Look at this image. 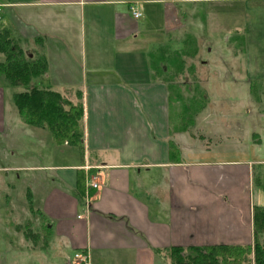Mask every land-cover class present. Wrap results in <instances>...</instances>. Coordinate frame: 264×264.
<instances>
[{
    "label": "crops",
    "instance_id": "0c3cea01",
    "mask_svg": "<svg viewBox=\"0 0 264 264\" xmlns=\"http://www.w3.org/2000/svg\"><path fill=\"white\" fill-rule=\"evenodd\" d=\"M216 1L246 0L0 1L7 11L0 19L1 42L6 37L11 46L28 48L26 56L44 58L46 71L37 79L82 102L80 151L37 163L19 143L51 138L14 107L7 109L11 86L0 71V141L16 131L12 148L0 151V184L9 174L33 177L26 179L27 200L18 204L17 232L9 226L0 234V264H19V255L52 239L66 264H168L157 250L253 243V207L262 205L252 200L250 161L205 159L207 149L192 147L187 159L180 146L204 136L185 138L184 127H169V86L148 60L167 58L171 34H179V50L189 48L181 53L199 55L206 37L189 28L206 22L220 28L228 13L233 16L230 10L197 11ZM133 4L141 7L140 19L129 12ZM2 49L0 62L7 53ZM46 170L56 177L40 174ZM29 239L32 249L24 243ZM78 253L86 262L75 258Z\"/></svg>",
    "mask_w": 264,
    "mask_h": 264
},
{
    "label": "rangeland",
    "instance_id": "374dc122",
    "mask_svg": "<svg viewBox=\"0 0 264 264\" xmlns=\"http://www.w3.org/2000/svg\"><path fill=\"white\" fill-rule=\"evenodd\" d=\"M212 9L228 12L230 10L233 16L229 17L228 13L225 25L220 28H212L207 22L201 25L197 23L196 27H192L194 29L189 28L190 34L206 37L201 40L199 55L187 54L179 57L181 50L186 52L189 48L186 45L179 50V34H171L165 41L167 58H159L158 55L153 57L154 66L159 69L156 75L163 78L170 90L169 127L172 131L184 127L185 138L204 136L201 140L197 138L180 146L187 159L190 149L203 148L210 152V156L205 159L250 161L252 200L254 205H262L264 212V0L225 3L216 1L208 3L205 8L197 7V11ZM4 14H7V11L0 9V19ZM234 17L237 18L235 23ZM151 40L152 37L149 41ZM28 50L25 48V51ZM25 51L15 44L14 54L20 60L37 63L41 59L26 56ZM42 60L45 72L47 64L44 58ZM161 61H164L163 65ZM55 81L61 80L54 78L52 82ZM10 86L5 93V104L7 109L14 107L16 111L13 106V92H22L34 86L49 90L46 82L37 77L30 78L26 85L18 82L10 83ZM61 96L71 104H82L80 95L64 91ZM78 114L80 115L79 111H74V115ZM20 118L23 119L21 116ZM81 120L82 115L77 122L80 127ZM46 132L51 138L49 131ZM7 134L10 136L5 135L0 141V151L2 149L8 153L14 141L12 135L16 134V131ZM22 140L19 144L29 149L26 150L29 151L28 154L35 153V157L41 160L37 162L40 164L53 163L54 154L60 152L80 151V147L74 144L51 145V139H44L38 144L32 137H23ZM32 162H35L33 156ZM40 174L48 179L56 177V173L51 170L42 171ZM31 178L23 175L18 178L16 174H9L6 182L3 180L0 184V203L4 202V205L0 206V234L7 232L5 230L9 226L11 233L17 232L15 228L20 223L17 219L20 218L18 204L27 200V186L29 187L30 180L26 179ZM32 201L28 200V204ZM33 204L35 205L36 201ZM52 240L47 247H36V250H31L32 253L27 251L19 255L17 262L66 264L64 256L58 255V248ZM24 243L31 249L34 247L31 239ZM33 251L37 254H33ZM67 254L69 260L73 259V250L69 249Z\"/></svg>",
    "mask_w": 264,
    "mask_h": 264
},
{
    "label": "trees",
    "instance_id": "16d2710c",
    "mask_svg": "<svg viewBox=\"0 0 264 264\" xmlns=\"http://www.w3.org/2000/svg\"><path fill=\"white\" fill-rule=\"evenodd\" d=\"M1 40L2 37H0V49L3 48L2 50L7 53L3 62H0V71L4 72L9 83L18 84L19 82L26 85L30 78L44 73L45 64L42 58L37 63L22 61L15 57V46H11L6 37L3 42ZM178 55L184 57L187 53ZM149 62L151 70L156 75L158 66H154L153 58H150ZM161 62L159 66L164 64V61ZM156 77L164 82L160 76L156 75ZM13 104L26 124L49 131L53 143L74 144L81 148L82 125L80 127L77 122L82 115V104H71L62 98L61 93L35 86L22 92H15ZM74 111H79L80 115H74ZM170 148L176 151L174 144H171ZM78 184L81 185L80 180ZM252 219L253 243L251 245L171 247L157 250L155 253L164 255L168 264H264V212L261 207H253Z\"/></svg>",
    "mask_w": 264,
    "mask_h": 264
},
{
    "label": "built area",
    "instance_id": "2783aa9c",
    "mask_svg": "<svg viewBox=\"0 0 264 264\" xmlns=\"http://www.w3.org/2000/svg\"><path fill=\"white\" fill-rule=\"evenodd\" d=\"M129 12L131 14V16L134 18V19H140L143 15H142V10H141V7L140 5H130L129 7ZM91 187L92 188H96L97 187V183L96 182H92L91 184ZM75 258H79L81 262H86L87 260V257L83 254H75Z\"/></svg>",
    "mask_w": 264,
    "mask_h": 264
}]
</instances>
